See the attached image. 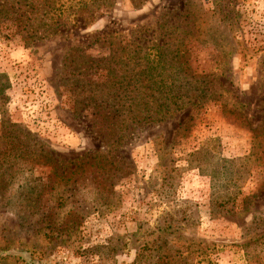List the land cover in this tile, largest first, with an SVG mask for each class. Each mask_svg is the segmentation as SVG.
<instances>
[{
	"label": "rangeland",
	"instance_id": "obj_1",
	"mask_svg": "<svg viewBox=\"0 0 264 264\" xmlns=\"http://www.w3.org/2000/svg\"><path fill=\"white\" fill-rule=\"evenodd\" d=\"M231 1L228 9L238 20L234 31L212 14V0H98L105 6L92 24L75 26L68 38L36 42L24 41L12 16L0 20V135L8 120L16 122L39 138L60 165L97 149L61 85L62 58L69 47L91 44L87 53L106 55L108 33L116 30L128 38L133 29L166 21L186 38L193 71L221 72L218 81L229 91L204 107H186L165 122L137 129L119 151L126 164L98 185V194L95 182L84 177L58 209L44 193L37 201L44 207L35 214L24 207L25 194L15 185L9 200L0 197V244L13 242L10 252L28 261L23 244L46 243L36 232L40 211L51 212L55 225L76 211L78 226L58 235L33 259L35 264H154L155 252L139 258L136 253L143 241L155 239L149 231L168 213L178 219L164 236L168 245L176 248L180 239H191L194 246H208L216 264H250L247 254L261 255L253 264L264 261V142L259 145L262 139H254L252 132L264 120V0ZM220 40L223 47L215 43ZM236 40L247 46L245 56L231 50ZM222 50L230 52L224 62ZM230 102L242 106L230 112ZM140 225L144 231L138 233ZM0 264L25 262L2 258Z\"/></svg>",
	"mask_w": 264,
	"mask_h": 264
},
{
	"label": "trees",
	"instance_id": "obj_2",
	"mask_svg": "<svg viewBox=\"0 0 264 264\" xmlns=\"http://www.w3.org/2000/svg\"><path fill=\"white\" fill-rule=\"evenodd\" d=\"M212 2L215 4L212 14L218 22L234 31L238 20L236 13L228 9L232 1ZM15 3L11 5L5 0L0 1V20L12 16L16 26L20 27L19 31L24 32L21 37L25 42L56 36L68 38L75 26L92 24L100 15L99 9L105 6H101L98 0H15ZM155 24L156 27L142 25L131 30L128 38L116 30L108 33L110 38L106 44L109 52L106 55L87 53L91 44L67 49L62 58L65 73L61 77V85L72 96L74 111L88 127V134L97 142V149L60 165L55 162L53 152L45 149L39 138L20 124L8 120L6 132L0 135L1 198L9 200L11 195L7 193L16 185L21 190L20 195L25 194L24 199L28 203L27 206L20 205L33 209V213L44 207L37 202L44 193H49L54 202L52 208L58 209L75 194V184H81L84 177L95 182L93 192L98 194L102 191L98 185L114 178L115 172L123 167L125 161L119 151L132 139L137 129L165 122L186 107H204L229 92L218 81L221 72L193 71L189 64L186 38L173 32L178 29L177 26H165L166 21L157 20ZM112 38L115 40H110ZM232 38L234 41L235 35ZM215 43L223 47L221 40ZM229 45L233 53L246 55L247 46L238 40L236 46ZM220 53L224 62L230 52L222 50ZM0 93L2 99L4 94ZM227 101L224 100L226 106ZM241 106L239 102H230L229 111L235 112ZM262 123L260 128H252L254 139H262L256 141L259 145L264 142V120ZM47 168L48 171H45ZM72 184L73 187H68ZM75 212H71L61 225H55L51 212L40 211L36 232L38 239L45 238L46 243L40 247L23 244L30 259L25 261L22 256L10 252L14 244L6 241L0 244V259H21L25 264H35L33 259L44 253L45 247L52 245L58 235L68 234L78 226L79 215ZM175 215L167 213L159 217L156 226L149 231L155 239L152 242L143 241L136 257L151 251L156 253L154 264H216L206 251L209 248L206 245L194 246L191 239L187 243L180 237H177L176 242L180 239V245L176 248L166 243L164 236L173 232L172 223L178 220ZM142 226L138 227V233L144 231ZM260 256L247 254L250 264H253L251 260L261 261Z\"/></svg>",
	"mask_w": 264,
	"mask_h": 264
}]
</instances>
